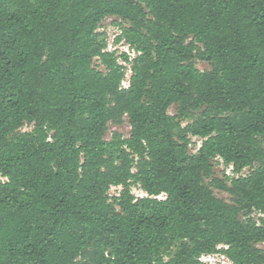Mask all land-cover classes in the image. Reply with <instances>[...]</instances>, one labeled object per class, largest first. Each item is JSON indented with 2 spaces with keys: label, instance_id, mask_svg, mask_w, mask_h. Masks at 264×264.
Masks as SVG:
<instances>
[{
  "label": "trees",
  "instance_id": "16d2710c",
  "mask_svg": "<svg viewBox=\"0 0 264 264\" xmlns=\"http://www.w3.org/2000/svg\"><path fill=\"white\" fill-rule=\"evenodd\" d=\"M263 215L264 0H0V264H264Z\"/></svg>",
  "mask_w": 264,
  "mask_h": 264
},
{
  "label": "rangeland",
  "instance_id": "374dc122",
  "mask_svg": "<svg viewBox=\"0 0 264 264\" xmlns=\"http://www.w3.org/2000/svg\"><path fill=\"white\" fill-rule=\"evenodd\" d=\"M115 21V19H111V18H107L103 21L102 25H101V28H100V31H105L107 33V37H108V49L111 50V51H117V54H120L121 52H126L128 51L130 54H132V52H130L126 46H124L123 44H118V45H114L112 43L114 37L118 34V29L117 27L113 26V22ZM196 67L197 69H199L200 71H204V70H208L209 67L207 64L203 63V62H198L196 61ZM97 65V64H95ZM127 74V78L129 77V72H126ZM168 113L169 115H174L175 114V108L174 107H171L169 110H168ZM31 130V126H25L23 127L22 131H30ZM129 130H130V127L129 125L127 124V122H123L122 124L120 125H112V124H109L108 126V131L106 133V136L105 138L106 139H109L110 138V135L112 132L114 131H117L119 132L120 134H122L125 138L128 137L129 135ZM191 142H195L196 143V147H193L192 145L190 146V150L191 152H195L197 147L199 146V143H200V140L199 139H196V138H191ZM218 170V168H217ZM118 193V190L117 189H112L110 190V195H116ZM132 193L134 194V196L136 197H141L143 196V192L141 190H139L137 187L136 188H132ZM216 196H219L221 198H224L225 200H229V197L225 194H220L218 193L217 191L214 192ZM161 199V198H160ZM252 217H254L255 219L260 217L259 215H253ZM264 218V215L262 216ZM206 261H209L211 262L212 264H227L226 260L224 258H222L221 256H217V257H213V259H207Z\"/></svg>",
  "mask_w": 264,
  "mask_h": 264
},
{
  "label": "built area",
  "instance_id": "2783aa9c",
  "mask_svg": "<svg viewBox=\"0 0 264 264\" xmlns=\"http://www.w3.org/2000/svg\"><path fill=\"white\" fill-rule=\"evenodd\" d=\"M115 38V37H114ZM113 41H114V39H113ZM113 41H112V43H113ZM108 42V41H107ZM114 44V43H113ZM120 44H123V43H120ZM124 46H126V45H124ZM127 47V49H128V46H126ZM129 50V49H128ZM107 51H111V50H109L108 49V46H107ZM130 51V50H129ZM130 52H132V51H130ZM128 56H130L131 58H133L134 57V53L132 52V54H130L128 51H126L125 52ZM120 64H121V62H120ZM127 74H126V79L122 82V87H127ZM197 139V138H196ZM199 146H200V143H199ZM198 146V147H199ZM219 162H220V160H219ZM221 168H222V166H221ZM230 172V169L229 170H227V174ZM112 189H117L118 191L121 189V188H115V187H112L110 190H112ZM143 192V191H142ZM109 193H110V191H109ZM143 196H141V197H145L146 196V194L143 192ZM110 195V194H109ZM134 195V194H133ZM140 197V198H141ZM217 256H220V255H218V254H214V255H204V256H202L201 257V261L202 262H204V263H207V264H212L211 262H209V261H206L207 259L209 260V259H213V257H217ZM222 258H224L223 256H221ZM225 260H226V262H227V264H230L229 263V261L226 259V258H224ZM226 264V263H225Z\"/></svg>",
  "mask_w": 264,
  "mask_h": 264
}]
</instances>
